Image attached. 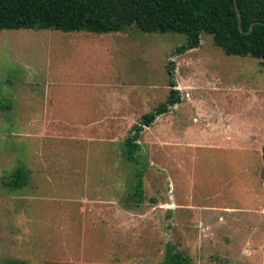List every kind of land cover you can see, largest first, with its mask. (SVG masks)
<instances>
[{
    "label": "rangeland",
    "instance_id": "1",
    "mask_svg": "<svg viewBox=\"0 0 264 264\" xmlns=\"http://www.w3.org/2000/svg\"><path fill=\"white\" fill-rule=\"evenodd\" d=\"M183 42L0 29V264H157L168 246L188 264H264V70L209 34L175 53ZM169 79L179 102L130 163L122 141Z\"/></svg>",
    "mask_w": 264,
    "mask_h": 264
},
{
    "label": "trees",
    "instance_id": "2",
    "mask_svg": "<svg viewBox=\"0 0 264 264\" xmlns=\"http://www.w3.org/2000/svg\"><path fill=\"white\" fill-rule=\"evenodd\" d=\"M235 4L240 29L236 25L232 0H0V29L106 33L120 32L133 25L145 33L182 34L184 42L173 49L175 53L197 47L200 33H206L225 54L258 59L264 70V0H235ZM170 67L166 69L169 78ZM174 85L169 79L165 98L142 113L131 126L129 135L122 141L126 161L137 162V139L142 128L179 102ZM260 158L264 169V144L260 148ZM26 181L27 171L17 166L9 173L5 184L18 188ZM140 193V172L137 171L129 197L138 199ZM188 262L187 257L168 246L157 264ZM4 264L26 263L7 260Z\"/></svg>",
    "mask_w": 264,
    "mask_h": 264
},
{
    "label": "water",
    "instance_id": "3",
    "mask_svg": "<svg viewBox=\"0 0 264 264\" xmlns=\"http://www.w3.org/2000/svg\"><path fill=\"white\" fill-rule=\"evenodd\" d=\"M232 4H233V7H234V11H235V15H236V25H237V28L240 29V26H239V23H240V17H239V13L237 11V7H236V4H235V0H232ZM248 31V29L246 30V32Z\"/></svg>",
    "mask_w": 264,
    "mask_h": 264
}]
</instances>
